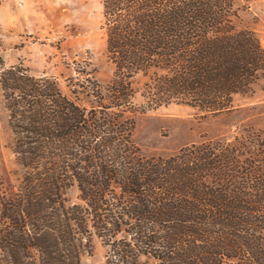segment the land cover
<instances>
[{
  "label": "trees",
  "instance_id": "trees-1",
  "mask_svg": "<svg viewBox=\"0 0 264 264\" xmlns=\"http://www.w3.org/2000/svg\"><path fill=\"white\" fill-rule=\"evenodd\" d=\"M112 76L76 68L63 92L22 63L0 88L23 168L0 182V264H264V128L145 157L133 116L187 104L204 114L264 77V45L237 29L236 0H98ZM146 80L134 102L133 79ZM75 185L80 203H67Z\"/></svg>",
  "mask_w": 264,
  "mask_h": 264
},
{
  "label": "rangeland",
  "instance_id": "rangeland-1",
  "mask_svg": "<svg viewBox=\"0 0 264 264\" xmlns=\"http://www.w3.org/2000/svg\"><path fill=\"white\" fill-rule=\"evenodd\" d=\"M237 29L252 30L264 45V0H236ZM102 5L98 0H0V70L22 62L35 76L53 77L58 87L69 92V79L76 68L92 72L105 85L112 65L105 56ZM146 78L133 79L134 102H144ZM132 139L145 157H166L179 148L203 139H232L247 129L264 128V77L244 93L233 95L231 107L204 114L187 104L171 103L137 112ZM12 133L7 122L0 88V182L16 189L23 168L10 151ZM67 203H80L75 185L65 190ZM80 264H103L104 248L92 234Z\"/></svg>",
  "mask_w": 264,
  "mask_h": 264
}]
</instances>
